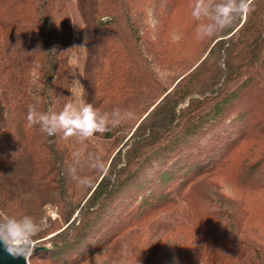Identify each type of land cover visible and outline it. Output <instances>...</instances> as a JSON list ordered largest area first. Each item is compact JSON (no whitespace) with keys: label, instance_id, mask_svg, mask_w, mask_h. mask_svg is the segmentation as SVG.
I'll list each match as a JSON object with an SVG mask.
<instances>
[{"label":"trees","instance_id":"obj_1","mask_svg":"<svg viewBox=\"0 0 264 264\" xmlns=\"http://www.w3.org/2000/svg\"><path fill=\"white\" fill-rule=\"evenodd\" d=\"M75 1L87 102L137 111L83 155L29 126L30 105L54 104L65 2L0 0V221L38 224L45 202L63 219L39 226L33 239L56 233L30 264H163L168 245L179 264H264L246 236L264 224V0L211 35L201 0Z\"/></svg>","mask_w":264,"mask_h":264},{"label":"clouds","instance_id":"obj_2","mask_svg":"<svg viewBox=\"0 0 264 264\" xmlns=\"http://www.w3.org/2000/svg\"><path fill=\"white\" fill-rule=\"evenodd\" d=\"M252 0H221L213 5L210 0L201 8L211 23L202 25L201 32L211 35L234 21L237 16L246 15L251 10ZM134 118L128 110L114 108L111 112H101L92 103L83 99L65 103L60 111L49 108L46 112L39 111L30 105L27 113L29 126L39 125L40 130L48 136L62 134L63 138L78 137L86 140L95 134H104L124 120ZM81 183L87 184V179ZM39 231V225L28 216L22 218L8 217L0 221V243L10 255H24L25 248L31 247L32 237Z\"/></svg>","mask_w":264,"mask_h":264},{"label":"rangeland","instance_id":"obj_3","mask_svg":"<svg viewBox=\"0 0 264 264\" xmlns=\"http://www.w3.org/2000/svg\"><path fill=\"white\" fill-rule=\"evenodd\" d=\"M58 1V0H57ZM65 2V8L59 15V30L64 38V49L61 55V66L53 80V106L54 111H60L65 103L70 102V100L75 101L83 99L87 102L88 99V86L84 77V61L86 58V53L84 51V21L82 15L79 13V8L75 0H59ZM221 0H216L213 5L220 3ZM134 114L137 108H132L128 110ZM129 121V120H128ZM98 138L96 136L90 137L86 140H81L78 137H70L65 139L66 143L70 145L74 153L83 155L86 150L87 142L92 145H98ZM161 159L157 161H149L146 166L148 172H152L157 169ZM142 176V174H141ZM223 192H226L227 198L231 200H239L236 195L237 191L228 182L222 181ZM42 216L38 220V225L43 228H48L52 222L58 223L57 226L62 225L63 219L58 210L56 204L50 202H45L42 205ZM78 215V211L74 213V216ZM73 219L71 218L68 223ZM166 223V222H165ZM60 224V225H59ZM159 227L155 226L151 228L152 233H162L161 229H164V222L158 224ZM66 226V225H64ZM63 226V227H64ZM62 227V228H63ZM62 228L58 229L60 231ZM252 230H248L250 233L246 235L250 239L255 240L259 245L264 247V224L261 221L260 225H255L251 227ZM179 229L172 230L167 234L171 238ZM56 233L45 236H37L34 241L35 246L44 245L43 247L49 248L51 246L50 238ZM170 234V235H169ZM91 241L88 240L84 244H89ZM80 247V245H79ZM181 247L178 245H168L167 249L160 254L158 260L161 258L163 264H179L182 257ZM122 254V253H121ZM30 259V257H29ZM28 259V264H30ZM104 259V258H103ZM88 264H110L108 260H91Z\"/></svg>","mask_w":264,"mask_h":264},{"label":"water","instance_id":"obj_4","mask_svg":"<svg viewBox=\"0 0 264 264\" xmlns=\"http://www.w3.org/2000/svg\"><path fill=\"white\" fill-rule=\"evenodd\" d=\"M46 247H30L25 248L24 255L13 256L10 255L3 243H0V264H28V259L30 255L39 249H45Z\"/></svg>","mask_w":264,"mask_h":264},{"label":"built area","instance_id":"obj_5","mask_svg":"<svg viewBox=\"0 0 264 264\" xmlns=\"http://www.w3.org/2000/svg\"><path fill=\"white\" fill-rule=\"evenodd\" d=\"M34 247H35V243H34V241L31 240V247H30V249H32Z\"/></svg>","mask_w":264,"mask_h":264}]
</instances>
